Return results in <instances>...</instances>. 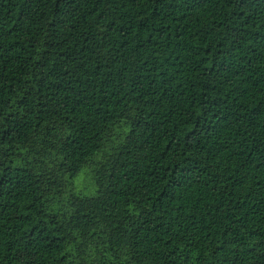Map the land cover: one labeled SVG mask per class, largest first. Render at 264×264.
I'll use <instances>...</instances> for the list:
<instances>
[{
	"label": "trees",
	"instance_id": "trees-1",
	"mask_svg": "<svg viewBox=\"0 0 264 264\" xmlns=\"http://www.w3.org/2000/svg\"><path fill=\"white\" fill-rule=\"evenodd\" d=\"M0 264H264V0H0Z\"/></svg>",
	"mask_w": 264,
	"mask_h": 264
},
{
	"label": "rangeland",
	"instance_id": "rangeland-1",
	"mask_svg": "<svg viewBox=\"0 0 264 264\" xmlns=\"http://www.w3.org/2000/svg\"><path fill=\"white\" fill-rule=\"evenodd\" d=\"M72 188L75 193L83 196H91L94 194L90 167H85L78 173L72 181Z\"/></svg>",
	"mask_w": 264,
	"mask_h": 264
}]
</instances>
